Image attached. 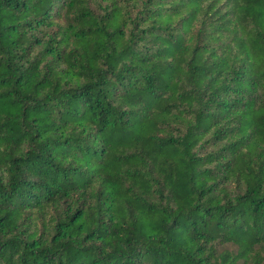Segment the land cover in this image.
<instances>
[{"label": "trees", "instance_id": "obj_1", "mask_svg": "<svg viewBox=\"0 0 264 264\" xmlns=\"http://www.w3.org/2000/svg\"><path fill=\"white\" fill-rule=\"evenodd\" d=\"M0 264H264V0H0Z\"/></svg>", "mask_w": 264, "mask_h": 264}]
</instances>
